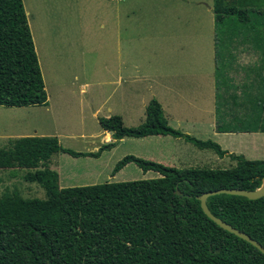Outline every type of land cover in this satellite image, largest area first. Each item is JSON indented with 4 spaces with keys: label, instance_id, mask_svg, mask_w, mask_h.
Listing matches in <instances>:
<instances>
[{
    "label": "trees",
    "instance_id": "1",
    "mask_svg": "<svg viewBox=\"0 0 264 264\" xmlns=\"http://www.w3.org/2000/svg\"><path fill=\"white\" fill-rule=\"evenodd\" d=\"M213 12L216 129L264 133V0H214ZM245 54L254 60L242 62ZM48 99L24 2L0 0V106L41 107ZM99 123L113 140L172 136L230 157L236 165L178 169L127 155L113 176L134 163L160 177L61 188L58 172L50 168L54 154L98 158L105 147L83 153L54 137L16 139L11 149H0V168L34 162L36 171L26 180L41 185L47 199H24L17 192L0 197V264H264L259 249L211 220L199 200L221 189L259 190L264 161L231 154L217 142L173 128L157 99L147 105L146 121L138 127H125L117 115L101 117ZM207 204L213 215L264 247V197L220 194Z\"/></svg>",
    "mask_w": 264,
    "mask_h": 264
},
{
    "label": "rangeland",
    "instance_id": "2",
    "mask_svg": "<svg viewBox=\"0 0 264 264\" xmlns=\"http://www.w3.org/2000/svg\"><path fill=\"white\" fill-rule=\"evenodd\" d=\"M101 2L94 6V0H70L62 5L69 10V25L75 23L70 28L73 34L84 20L87 53H81L78 42L71 46L76 59L68 68L55 60L43 61L47 106H0V149H11V143L22 137L58 138L63 147L83 153L105 147L98 158L54 154L50 168L58 172L61 188L159 178V173H144L133 163L115 176L113 169L127 155L150 160L153 151L165 155L168 148L171 154L180 153L188 162H195V168L230 169L236 165L230 157L200 150L184 139L169 138L173 140L166 144L151 137L125 138L101 145L106 132L99 118L117 115L125 127H138L146 121L147 105L157 99L173 128L217 142L231 154L264 161V133H220L216 129L214 0ZM106 5L111 9L106 10ZM118 5L125 8L122 40L117 28ZM33 12L31 19L36 25ZM64 26V30L56 29L66 35L69 29L65 21ZM91 45L93 54H89ZM253 60L246 54L241 59L244 63ZM85 81L91 84L86 94L79 87ZM177 144L182 145L180 152ZM39 161L41 168L43 160ZM31 162L23 160L19 162L22 166L0 168V197L17 192L24 199H47L41 185L26 180L28 172L36 171Z\"/></svg>",
    "mask_w": 264,
    "mask_h": 264
},
{
    "label": "crops",
    "instance_id": "3",
    "mask_svg": "<svg viewBox=\"0 0 264 264\" xmlns=\"http://www.w3.org/2000/svg\"><path fill=\"white\" fill-rule=\"evenodd\" d=\"M69 1L70 0H23L25 10L27 13V17H28V21H29V25H30V29L32 32L33 40L35 42L36 52L38 55L39 63L41 66V70L43 71L42 74L44 73V69H45L43 67V61L48 62L51 60H55V61L59 62V65L61 67L68 68L69 62L76 59L73 57L72 53L74 50L73 49L74 46L77 45L78 42L81 43V49H82L81 53L82 54L87 53L88 45H85L86 37L84 35L85 34L84 20L82 22L79 21L78 31L73 34L70 31V28H72V25L75 23L72 22L69 25L68 19H70V15H67L69 10H68V8H64V7L62 9V5H67V3ZM101 1L102 0H94V6H96V4L99 5L100 3H102ZM105 9L110 10L111 7L109 5H106ZM33 11L36 12V25H34L35 23L31 19L34 15ZM111 11H108V12H111ZM117 11H118V16H117L118 17V23H117L118 26H117V28L119 30L118 35L119 34L121 35V40H122L124 38V34H125V8H124V6L118 5ZM65 15H66V17H65ZM64 21H65V24L67 25V27L69 29V33H66V35H63L61 33V31L58 32V30L56 29V28H58L60 30H64L65 29ZM120 25L122 26L121 30H120ZM103 29H105V26H103ZM118 39L120 40V38H118ZM48 48H49V50H48ZM93 52H94L93 45H91L89 47V54H93ZM59 76H63V75L60 74ZM75 80L77 81L78 78L75 77ZM60 81H65V80L61 78ZM79 84H80L79 87H81L80 91H82V93L86 94L87 93L86 91H88V88H90L89 85H91V84H89L87 81L80 82ZM95 114H96V112H95ZM167 120H168V122H170L169 118H167ZM185 122H188V120H186ZM211 125L213 127V124H211ZM215 126H216V124H215ZM215 135H216V133H215ZM104 137H105V139L101 143V145H106V144H108V142L110 140H112V136L110 133H106V135ZM150 137L161 139V141L163 143H166V144H168V142H171V140H173V139H169V138H174L172 136H161V135L160 136H150ZM174 139L178 140L181 138H174ZM123 140H121V141H123ZM177 146H179V152H180V147L182 145L177 144ZM181 150H185V149L183 148ZM91 152L93 153V152H97V151H91ZM164 153H165V155L159 154L156 151H153L151 153V155L148 157V159L156 161V162L161 163V164H164L166 166L175 167L178 169H186V168H190V167L195 168L193 165H195L196 163L195 162H188V160L185 157L181 156L180 153L179 154H177V153L171 154V151L169 148ZM208 156H211V155H208ZM101 157H102V155H101ZM131 164H128V165H131ZM149 172H151V171H149Z\"/></svg>",
    "mask_w": 264,
    "mask_h": 264
},
{
    "label": "water",
    "instance_id": "4",
    "mask_svg": "<svg viewBox=\"0 0 264 264\" xmlns=\"http://www.w3.org/2000/svg\"><path fill=\"white\" fill-rule=\"evenodd\" d=\"M180 194V192H178ZM220 194H228V195H235V196H242L246 197L251 200H257L264 197V183L262 187L259 190L256 191H248V190H242V189H221L217 191H211L203 194L201 197H199V200L201 201V206L205 214L213 220L216 224H218L221 228L229 231L230 233L236 235L237 237L247 241L248 243L255 246L257 249H259L264 254V247L261 245L258 241L253 239L251 236L246 234L245 232L240 231L239 229L233 227L232 225L228 224L227 222L223 221L220 218H217L211 210L208 207L207 199L211 196H216Z\"/></svg>",
    "mask_w": 264,
    "mask_h": 264
}]
</instances>
